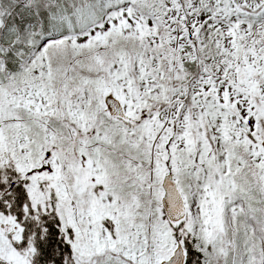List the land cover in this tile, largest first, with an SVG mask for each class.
<instances>
[{
  "label": "snow or ice",
  "instance_id": "6c2138e0",
  "mask_svg": "<svg viewBox=\"0 0 264 264\" xmlns=\"http://www.w3.org/2000/svg\"><path fill=\"white\" fill-rule=\"evenodd\" d=\"M0 264H264V0H0Z\"/></svg>",
  "mask_w": 264,
  "mask_h": 264
}]
</instances>
